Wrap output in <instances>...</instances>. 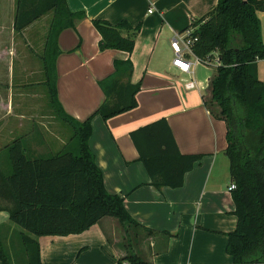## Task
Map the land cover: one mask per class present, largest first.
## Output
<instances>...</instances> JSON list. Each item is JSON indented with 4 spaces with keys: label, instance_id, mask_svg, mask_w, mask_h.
I'll return each mask as SVG.
<instances>
[{
    "label": "crops",
    "instance_id": "obj_1",
    "mask_svg": "<svg viewBox=\"0 0 264 264\" xmlns=\"http://www.w3.org/2000/svg\"><path fill=\"white\" fill-rule=\"evenodd\" d=\"M66 1L71 10H82L84 16L75 19L74 25L63 29L57 38L60 52L55 59L56 91L65 112L82 120L102 102L104 93L98 80L113 71L114 59L129 58L132 62L129 79L140 81L136 105L107 119L93 115L89 137L105 188L124 197L125 207L139 225L126 226L130 237L124 233L122 242L110 237V233L113 230L116 233L118 225L121 229L124 226L109 215L80 232L40 235L41 263L115 264L117 258L132 248L150 264H231L226 242L227 233L236 225V215L228 188L232 180L224 153L225 122L213 116L203 103L215 66L196 62L191 52H185L191 61L189 72L172 64V41L177 39L182 44L185 27L193 18L212 9L217 0ZM14 11L15 0H0V144L3 149L15 138L13 131L20 125V114L12 108V81L14 77L19 81L21 76L19 68L15 70L13 66L12 57L9 62V47L15 32ZM3 14L9 19L7 28H2ZM257 15L264 42V10ZM93 18L112 23L121 19L132 24L141 22L132 51L99 49L100 34L92 23ZM5 63L10 69L6 70ZM43 73L41 70L39 76L45 80ZM257 73L264 82V58L257 62ZM189 79L198 85L206 82L207 86L187 89L184 83ZM13 116L18 121L16 126L6 123ZM161 116L166 117L182 153L203 154L185 172L183 184L178 187L156 188L149 183L150 177L137 159L138 152L129 134L130 130ZM33 132L35 140L28 144L36 152L46 142L36 129ZM0 229L12 264H24L22 229L11 222L7 209H0ZM0 264H3L1 260Z\"/></svg>",
    "mask_w": 264,
    "mask_h": 264
},
{
    "label": "trees",
    "instance_id": "obj_2",
    "mask_svg": "<svg viewBox=\"0 0 264 264\" xmlns=\"http://www.w3.org/2000/svg\"><path fill=\"white\" fill-rule=\"evenodd\" d=\"M50 10L52 18L42 54L44 83L52 106L70 125L72 134L56 151L35 152L26 136L13 138L4 148L7 169L0 161V209H7L11 222L22 229L24 264H42L40 235L80 232L105 215L117 218L125 227L139 225L125 207L124 197L105 188L89 137L93 115L107 119L136 105L140 81L129 79V58L114 59L113 71L98 80L104 93L102 102L82 120L65 112L56 91L57 38L84 12L71 10L66 0H15L13 29L20 31ZM260 10H264V0H217L212 9L193 18L184 29H191L189 36L194 39L190 49L201 62L218 59L208 84L209 97H202L209 112L225 122L224 153L235 183L231 194L236 225L227 233L226 242L231 264H264V82L257 73V62L264 58L257 15ZM92 23L100 34L101 50L131 52L141 27V22L132 24L127 19L112 23L93 18ZM129 134L137 159L156 188L181 186L185 172L203 155L182 153L164 116ZM0 260L12 264L1 229ZM115 264L150 263L129 248Z\"/></svg>",
    "mask_w": 264,
    "mask_h": 264
},
{
    "label": "rangeland",
    "instance_id": "obj_3",
    "mask_svg": "<svg viewBox=\"0 0 264 264\" xmlns=\"http://www.w3.org/2000/svg\"><path fill=\"white\" fill-rule=\"evenodd\" d=\"M51 18L52 11L50 10L20 31H15L13 42H11V46L9 47V62H11L10 60L13 58V64L15 63L13 66H15V70L19 68L21 76L19 81L16 77H14L12 81V108L15 113L20 114V125L17 127V130L13 131V135H15V137L16 135L26 136L30 143L35 140L33 130L36 129L46 142L45 147L42 145V148H40L41 151L35 149L38 153L60 149L69 140L72 134L70 125L58 116L51 104L49 92L44 83V77L39 76L41 70L42 73L44 72L42 54L44 53V43ZM8 21V17L3 14L2 28H7ZM210 64L215 66L217 62L213 60ZM40 66L42 67L39 68ZM5 67L6 70L10 69L7 65ZM208 89L207 87L205 91V98L207 99L209 97ZM6 123L16 126L18 121L15 116H13L7 119ZM1 145L2 144H0L1 166L7 169V163L4 158L6 153ZM116 228V233L114 230L115 234L111 231L110 237H117L119 242H122L126 236L130 237L128 233L129 228L124 226L121 229L119 225Z\"/></svg>",
    "mask_w": 264,
    "mask_h": 264
},
{
    "label": "built area",
    "instance_id": "obj_4",
    "mask_svg": "<svg viewBox=\"0 0 264 264\" xmlns=\"http://www.w3.org/2000/svg\"><path fill=\"white\" fill-rule=\"evenodd\" d=\"M148 11L151 12L152 8L151 7L148 8ZM190 32H191V29H187L184 31L185 34L181 38L182 44H178L177 39H175L171 43L172 48H173V52H174V56L172 58V64L174 66H176L179 70L184 71V72H189L191 70V61H190V59H188L185 56V52H191L190 46H191L192 41L194 39L192 36H189ZM186 35H188L187 38L185 37ZM213 60L218 62V59H216V58L211 59V61H213ZM195 61L201 62L196 56H195ZM207 64H209V63H207ZM184 85H185V88H187V89L193 88V87L205 89L207 86V83L204 82V83H201L198 85L194 79H189V80L185 81ZM234 187H235V183L232 181L229 184L228 188L232 189Z\"/></svg>",
    "mask_w": 264,
    "mask_h": 264
}]
</instances>
